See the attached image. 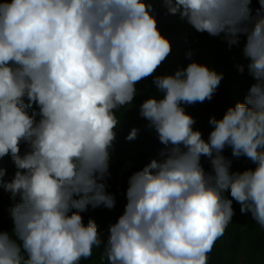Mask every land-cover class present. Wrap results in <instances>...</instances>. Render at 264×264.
Returning a JSON list of instances; mask_svg holds the SVG:
<instances>
[{
    "label": "clouds",
    "instance_id": "obj_1",
    "mask_svg": "<svg viewBox=\"0 0 264 264\" xmlns=\"http://www.w3.org/2000/svg\"><path fill=\"white\" fill-rule=\"evenodd\" d=\"M155 3L230 47L243 40L236 67L253 83L209 118L206 139L186 106L211 101L223 74L192 60L155 75L172 52ZM149 77L160 95L139 116L163 147L129 176L105 241L82 214L116 206V113ZM241 157L255 168L233 170ZM3 193L12 228L0 226V264H81L101 245L107 264H208L233 202L264 229V0H0V207Z\"/></svg>",
    "mask_w": 264,
    "mask_h": 264
},
{
    "label": "trees",
    "instance_id": "obj_2",
    "mask_svg": "<svg viewBox=\"0 0 264 264\" xmlns=\"http://www.w3.org/2000/svg\"><path fill=\"white\" fill-rule=\"evenodd\" d=\"M259 5L253 3V9ZM158 27L172 44L170 56L159 67L155 75L172 74L177 68L186 67L192 60L207 65L218 74H223V79L216 94L211 101L186 106L188 114L196 120L195 129L202 132L206 139L211 126L209 118L215 115L221 118L229 106H234L238 100H243L249 86L253 83L247 71L241 74L236 65L246 63L242 57L243 40L239 46H229L223 36L212 37L207 33H197L186 21L178 15L166 14V9L155 3ZM191 51V60L186 54ZM149 77L137 85L138 94L131 108H121L117 111L120 118V126L117 129V143L112 153L110 162L111 178L107 181V191L115 194L116 206L112 210L103 207L92 209L83 213L85 224L89 218L95 220L99 227L102 239L106 241L108 226L115 223L122 214L126 204V188L129 176L142 169L151 159L156 158L159 150L163 147L153 131L145 128L146 121L139 116L140 103L149 96L159 97L155 86ZM140 129L138 138L134 141H126L125 137L131 128ZM226 156L231 157V150L226 149ZM204 167H209L206 160ZM3 166L8 170L10 178L14 171V165L10 157L3 159ZM255 168L250 161L241 157L233 160V170L243 171ZM2 203L7 209V218L2 224L4 230H11L12 222L8 214L11 204L8 193H3ZM235 216L228 226L225 234L215 244L209 253L208 264H264V229L255 223L250 213L241 214L240 205L233 202ZM103 245L93 250L90 260L81 261V264H107L101 260Z\"/></svg>",
    "mask_w": 264,
    "mask_h": 264
},
{
    "label": "rangeland",
    "instance_id": "obj_3",
    "mask_svg": "<svg viewBox=\"0 0 264 264\" xmlns=\"http://www.w3.org/2000/svg\"><path fill=\"white\" fill-rule=\"evenodd\" d=\"M6 218H7V209L2 203V207H0V226H2Z\"/></svg>",
    "mask_w": 264,
    "mask_h": 264
}]
</instances>
